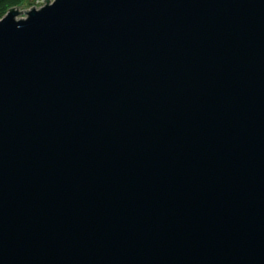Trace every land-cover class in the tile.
Instances as JSON below:
<instances>
[{
    "label": "water",
    "instance_id": "1",
    "mask_svg": "<svg viewBox=\"0 0 264 264\" xmlns=\"http://www.w3.org/2000/svg\"><path fill=\"white\" fill-rule=\"evenodd\" d=\"M38 1L0 19V264H264V0Z\"/></svg>",
    "mask_w": 264,
    "mask_h": 264
},
{
    "label": "rangeland",
    "instance_id": "2",
    "mask_svg": "<svg viewBox=\"0 0 264 264\" xmlns=\"http://www.w3.org/2000/svg\"><path fill=\"white\" fill-rule=\"evenodd\" d=\"M44 5V2H39L38 0H25V1H23V4H21V5H18V6H15L14 8H16V7H18V9L20 10V11H22V10H29V9H31L33 6L34 7H41V6H43ZM22 9V10H21ZM9 11V10H8ZM8 11H6L3 15H2V17L1 18H3L5 15H6V13L8 12ZM27 16L26 15H23V14H21V15H19V17L18 18H26ZM0 18V19H1Z\"/></svg>",
    "mask_w": 264,
    "mask_h": 264
},
{
    "label": "trees",
    "instance_id": "3",
    "mask_svg": "<svg viewBox=\"0 0 264 264\" xmlns=\"http://www.w3.org/2000/svg\"><path fill=\"white\" fill-rule=\"evenodd\" d=\"M23 1L25 0H0V18L6 11L23 4Z\"/></svg>",
    "mask_w": 264,
    "mask_h": 264
},
{
    "label": "built area",
    "instance_id": "4",
    "mask_svg": "<svg viewBox=\"0 0 264 264\" xmlns=\"http://www.w3.org/2000/svg\"><path fill=\"white\" fill-rule=\"evenodd\" d=\"M22 10V9H21Z\"/></svg>",
    "mask_w": 264,
    "mask_h": 264
}]
</instances>
